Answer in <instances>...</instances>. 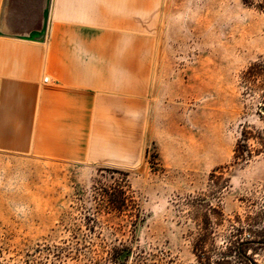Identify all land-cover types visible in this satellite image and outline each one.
I'll use <instances>...</instances> for the list:
<instances>
[{"label": "rangeland", "instance_id": "374dc122", "mask_svg": "<svg viewBox=\"0 0 264 264\" xmlns=\"http://www.w3.org/2000/svg\"><path fill=\"white\" fill-rule=\"evenodd\" d=\"M119 1L117 10L136 12L138 46L150 48L138 54L151 76L136 146L116 155L120 164L96 165L100 159L58 162L0 143V264L75 240H90L99 253L127 245L126 264H198L203 216L211 221L204 244L211 259L232 242L230 264H264V245L248 241L256 232L247 226L264 209V104L240 81L264 57L263 0ZM48 6L12 0L6 30L37 27ZM238 144L249 152L244 158L235 157ZM119 172L138 208L134 224L92 195L94 181L111 183Z\"/></svg>", "mask_w": 264, "mask_h": 264}, {"label": "crops", "instance_id": "0c3cea01", "mask_svg": "<svg viewBox=\"0 0 264 264\" xmlns=\"http://www.w3.org/2000/svg\"><path fill=\"white\" fill-rule=\"evenodd\" d=\"M11 1L0 0L1 147L120 164L116 155L136 146L151 76L136 12L117 10L119 0H49L37 27L11 32L2 18Z\"/></svg>", "mask_w": 264, "mask_h": 264}, {"label": "trees", "instance_id": "16d2710c", "mask_svg": "<svg viewBox=\"0 0 264 264\" xmlns=\"http://www.w3.org/2000/svg\"><path fill=\"white\" fill-rule=\"evenodd\" d=\"M260 10H264V0L257 5ZM241 84L244 91L250 95H254L257 91L261 96L264 104V57L254 61L248 65L245 71L241 74ZM264 113V105H263ZM247 139L248 136L244 135ZM264 144V143H263ZM236 146V158H244L249 154L244 152L242 148ZM123 176L114 178L111 183H100L99 180L92 183V195L96 198L101 206L111 209L120 215H125L131 223L134 224L138 217V208L132 195L129 193L128 185L123 177L125 172H119ZM90 219V217H87ZM262 220V227L257 229V223ZM211 221L207 216L201 218L198 236L194 242L196 260L198 264H230V252H237L235 243L229 242L224 249H218L214 259H211L204 248L205 240L211 233ZM88 226V227H87ZM248 229L251 232H256V235L251 233L249 242H256L264 245V209L258 216L250 219L247 223ZM93 227L86 224L88 232H93ZM129 247L124 244L112 245L107 249H102V253L96 251L93 243L90 240H85V243L75 241H62L61 245H44L36 246L31 252L25 253V258L22 264H66L67 259L78 261L84 258L88 261L86 264H102L101 261H106L109 264H126L127 252ZM104 254V255H103Z\"/></svg>", "mask_w": 264, "mask_h": 264}]
</instances>
